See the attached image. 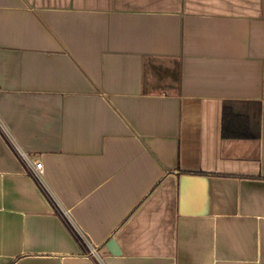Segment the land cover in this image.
<instances>
[{"label":"crops","instance_id":"crops-1","mask_svg":"<svg viewBox=\"0 0 264 264\" xmlns=\"http://www.w3.org/2000/svg\"><path fill=\"white\" fill-rule=\"evenodd\" d=\"M0 264H264V0H0Z\"/></svg>","mask_w":264,"mask_h":264},{"label":"built area","instance_id":"built-area-1","mask_svg":"<svg viewBox=\"0 0 264 264\" xmlns=\"http://www.w3.org/2000/svg\"><path fill=\"white\" fill-rule=\"evenodd\" d=\"M16 151L19 155V157L23 160V162L26 164L29 172L32 174V176L43 186L45 187L44 180H43V165L40 160L33 159L29 155H27L24 151L16 147ZM47 191V190H46ZM57 208L66 215L68 218L67 212L59 205L58 202H54ZM70 220V219H69ZM70 228L72 229L73 233H75L76 237L80 239L82 242L85 243L86 247L88 248V253L90 255H94L95 257L98 256L97 251L95 247L85 238L76 228L75 226L70 222L69 224Z\"/></svg>","mask_w":264,"mask_h":264},{"label":"water","instance_id":"water-1","mask_svg":"<svg viewBox=\"0 0 264 264\" xmlns=\"http://www.w3.org/2000/svg\"><path fill=\"white\" fill-rule=\"evenodd\" d=\"M113 243V242H110V244Z\"/></svg>","mask_w":264,"mask_h":264},{"label":"rangeland","instance_id":"rangeland-1","mask_svg":"<svg viewBox=\"0 0 264 264\" xmlns=\"http://www.w3.org/2000/svg\"><path fill=\"white\" fill-rule=\"evenodd\" d=\"M100 255V254H99Z\"/></svg>","mask_w":264,"mask_h":264}]
</instances>
